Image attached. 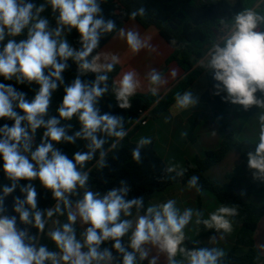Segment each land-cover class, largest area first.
<instances>
[{
	"label": "clouds",
	"instance_id": "9594fccd",
	"mask_svg": "<svg viewBox=\"0 0 264 264\" xmlns=\"http://www.w3.org/2000/svg\"><path fill=\"white\" fill-rule=\"evenodd\" d=\"M47 5L56 14L55 27L41 15L46 9L44 3L0 0V77L21 85H38L29 100L12 84L0 83V119L13 121L0 126V160L9 181L0 187V264H116L117 254L122 258L121 264H141L144 260L158 264L159 257L151 255L146 245L165 253L167 264H225L226 253L221 248L189 250L182 246L184 229L195 216L197 224L211 228L214 222L218 230L229 232L231 222L226 217L238 214L235 206H222L210 219H202L203 214L192 208L181 212L173 199L145 207L143 196L129 198L132 188L126 180L104 193L90 189L89 173L83 171L87 162L98 153L97 168L107 167L104 145L114 138L115 148L116 141L127 136L124 117L101 114L98 106L109 91L108 74L119 63V57L96 50L101 38L115 31L117 25L105 18L101 0H47ZM145 14L146 9L140 7L130 13V19ZM220 23L222 32L212 43L206 63L202 61V67L216 81L214 94L226 93L222 97L225 102L240 105L245 111L252 106L264 108V14L255 7L244 8L232 16L231 22L221 19ZM73 29L79 34V48L67 39ZM20 36L25 38L16 39ZM119 36L134 53L145 48L156 50L137 29L121 28ZM69 61L76 64L77 75L66 83L63 73L69 68ZM89 73L95 74L94 80L81 78ZM170 74L175 78L177 69H171ZM146 78L154 96L167 83L155 68ZM60 87L64 92L62 101L57 115L50 116L53 94ZM138 87L134 71L122 74L114 87L121 109L131 107L130 98ZM175 104L182 110L192 109L198 98L190 90L178 92ZM74 117L80 127L70 135L72 124L62 122ZM260 120L259 142L254 151L247 152V164L253 178L264 182V115ZM39 129H43L41 140L34 147ZM77 140L85 142L86 151H76L72 158L57 147L62 143L75 144ZM149 144L150 138H140L132 149V159L140 163L141 149ZM183 175V170L176 173ZM34 181L51 192L55 202L52 206L38 207ZM187 184L200 191L198 176H191ZM17 188L21 195L13 197L15 215H8L5 199ZM54 216L66 217V222L57 220V226L47 232L55 251L39 243V235ZM18 221L36 229V234L19 228ZM77 222L84 226L79 237ZM126 236L127 246L123 242ZM215 239L212 236L209 240ZM105 242H111V247H103Z\"/></svg>",
	"mask_w": 264,
	"mask_h": 264
},
{
	"label": "trees",
	"instance_id": "16d2710c",
	"mask_svg": "<svg viewBox=\"0 0 264 264\" xmlns=\"http://www.w3.org/2000/svg\"><path fill=\"white\" fill-rule=\"evenodd\" d=\"M33 3L39 5L44 3L46 9L41 15L48 18L51 27L56 26L55 16L51 7L47 5V0H32ZM101 7L104 10L106 19H112L117 25V29L112 33L106 34L101 38L100 46L97 52L123 27L124 24L131 21L130 13L144 7L146 14L137 16L135 21L140 25L144 34L142 39H150L153 35L161 36L172 48L173 52L166 60V65L174 62L184 72V76L164 95H152L150 88L152 85L143 81L137 74L136 79L139 81V87L136 94L130 98L131 107L121 109L115 99L114 87L118 85L119 79L125 72L131 69L125 64V61L134 52L129 50L119 59L114 70L109 73V91L100 100L99 107L101 114L111 113L124 117V128L127 131V136L116 141V147H112L114 138H109L108 143L104 145L107 151V167L99 169L96 162L97 157L87 162L83 171L89 173V187L93 191L101 193L107 190L118 187L121 180H126L131 186L132 191L129 198L143 196L145 207H147L149 198L156 192L164 191L173 185L186 186L188 179L196 175L199 177L200 191L210 193L218 203L237 208L238 214L234 217H229L231 220L238 219L241 226L237 231L234 245L231 251L226 254L225 264H260V254L254 246V233L258 223L264 217V205L256 206L253 203L245 201L242 194L234 191V177L232 174L226 176V182L221 183L217 180L208 178L205 174L212 167L223 161L225 156L232 151H236L241 159H247V152L254 151L255 145L258 142L251 143L248 141H238L233 131L228 128L224 122V117L215 115L219 121V131L221 140L214 150L206 151L202 157L196 158L192 163L186 162L183 176H176L179 171H168L161 157L156 152L153 144H149L141 149V162L137 163L132 159V149L137 143L132 141V136L138 128V119L141 111H148V119H156L164 114L175 103L176 94L183 93L198 79V77L206 70L202 67V61L206 63V56L212 46L214 40L222 32L221 19L231 22L234 14L244 8L255 7L257 11L264 14V0H101ZM24 36L16 37L23 39ZM67 39L76 48H79V34L73 29L67 34ZM174 42V43H173ZM69 68L63 73L65 82L70 83L77 75V66L69 61ZM84 80L92 81L95 79L94 73H89L81 77ZM0 83L12 84L18 91L27 94V99L31 100L35 92L38 90V85H21L13 81H5L0 77ZM64 92L63 87H60L52 97V102L49 108V115H57V107L62 101ZM19 111V110H17ZM211 114L200 110L192 109L188 112L187 123L188 132L187 140L194 143L196 140V128L201 121ZM5 123L11 125L13 121L0 119V126ZM72 129L69 134H73L79 130V122L74 117L69 122ZM43 129L37 130L34 147L41 140ZM65 154L72 158L76 151H86L85 142L77 140L75 144L62 143L57 145ZM2 160H0V187L8 184L5 174L2 170ZM27 181H21L25 184ZM38 193V207L45 209L52 206L55 202L52 200L51 192L45 190L38 181L33 182ZM260 188H256L259 190ZM20 190L17 188L10 196L5 199L6 214L15 215L13 212V197L20 196ZM60 223L66 222L65 216H54L45 228V232L39 235V243L45 244L50 250L55 251V244L48 238L47 232L57 226L56 221ZM199 229L202 234L214 233L215 227H206L203 223L199 224ZM18 227L27 228L30 234H36L37 230L31 226L20 224ZM77 235L83 229L76 224ZM206 231V232H205ZM125 246L128 243V237H124ZM182 246L191 250L198 248L197 244H192L184 239ZM103 247H111V242H105ZM243 249L241 253L239 250ZM115 254V253H114ZM121 257L117 254L116 264H121Z\"/></svg>",
	"mask_w": 264,
	"mask_h": 264
},
{
	"label": "crops",
	"instance_id": "0c3cea01",
	"mask_svg": "<svg viewBox=\"0 0 264 264\" xmlns=\"http://www.w3.org/2000/svg\"><path fill=\"white\" fill-rule=\"evenodd\" d=\"M124 29H137L140 34L141 38L143 37L144 30L143 28L138 25L135 21L131 20L123 25ZM146 40V39H145ZM150 44L155 46V51H151L148 48L142 49L139 53L132 54L126 61L125 64L134 71L143 81L149 83L146 78V74L152 69L155 68L159 71L164 78H166L167 83L160 87L158 95L166 94L183 76L184 72L182 69L174 62H171L166 65V60L170 57L173 50L170 45L159 35H153L150 39L146 40ZM129 46L126 43V40L119 36V31L98 51L103 53H114L116 54L119 59L129 50ZM177 69V75L175 78L171 76V69ZM208 71H204L198 79L190 86L188 90H190L194 97L198 98V104L193 107L192 109L200 110L205 113L211 114L205 117L201 123L196 128L197 131L201 129L203 123L209 121L211 119L216 120V122H212L211 130V138L210 141L206 144H199L197 138L201 136L200 132L197 134L196 140L194 143L188 142L187 140V132H188V123L187 117L188 112L192 109H179L176 107L174 103L167 112L158 116L156 119H147L145 125H140L138 123V127L147 128L149 130L151 143L153 144L156 150V140L158 135V130L161 128L159 123L164 122L167 124L165 129H163V133L165 135V140L162 143V155L160 156L162 161L164 162L165 166L168 169H173V171H180L184 168L185 163L189 162L192 163L196 158L200 157L201 153L204 154L206 151H211L217 148L220 140H221V133L219 131V121L215 115L222 116L219 111L215 107H211L212 104H215L217 99H221L226 93H221L220 95H215L213 89L209 84L204 87L203 80L208 77ZM215 114V115H214ZM224 120V119H223ZM212 121V120H211ZM225 124V121H223ZM226 125V124H225ZM230 128L235 136L234 129L231 125H226ZM213 131V132H212ZM135 133V132H134ZM186 133V135H184ZM134 135V134H133ZM133 137V136H132ZM176 137V141H174ZM230 152L225 156L228 157ZM231 155V154H230ZM234 159L235 164L242 165L247 163V159H241L239 154L237 156H232ZM223 159V160H224ZM215 180V179H214ZM236 179L234 177V189L236 186ZM240 194H244L240 192ZM169 199H173L176 201V204H180V208L184 210L186 205L193 204L196 205V210L201 211L202 209V199H203V191H197L196 188H190L188 185H173L164 191L156 192L152 194L149 198L148 204H159L166 202ZM245 199V197H244ZM248 203H252L250 200H246ZM215 205L214 211L224 206L222 204H213ZM230 220L231 225H233V229L235 233L241 226V222L238 219L231 220L229 217H226ZM213 227L217 229V226L213 223ZM264 225V217L258 223L257 229L254 233V246L258 250L259 245L264 243V239H258L257 234L259 232L260 227ZM234 242V241H233ZM232 242V243H233ZM158 247L153 246L152 250H157ZM161 261H166V254L160 252Z\"/></svg>",
	"mask_w": 264,
	"mask_h": 264
},
{
	"label": "rangeland",
	"instance_id": "374dc122",
	"mask_svg": "<svg viewBox=\"0 0 264 264\" xmlns=\"http://www.w3.org/2000/svg\"><path fill=\"white\" fill-rule=\"evenodd\" d=\"M214 81L212 73H209L208 77L203 80L204 87L208 84L214 89ZM258 98H261L262 94L260 92L256 93ZM211 107H215L219 113L224 117L225 124L231 125L235 132V138L238 141H248L251 143L259 142L260 132H261V120L260 116L264 115V108H258L257 106H252L250 109L245 111L242 106L234 105L230 102H225L222 98L217 99L215 104H212ZM212 120V121H211ZM203 123L200 131L198 130L197 134H201L200 138L198 137L197 140L199 144L203 145L210 141L211 138V130L212 122H216V120L211 119ZM160 129L158 130L157 140H156V152L158 155H162V143L165 140V135L163 133V129L167 126L166 123L161 122L159 123ZM213 132V131H212ZM151 134V133H150ZM149 130L147 128L138 127L132 137V141L134 143H138L140 138L148 137L150 138ZM196 134V136H197ZM187 137V136H186ZM151 139V138H150ZM176 137L174 139L176 141ZM189 142V141H188ZM231 154V155H230ZM228 157L224 159L218 165L212 167L206 172V176L210 179H215L218 182L225 183L226 176L228 174H232L233 177L236 179V186L234 191L237 193L242 192L246 200H250L256 206H263L264 205V182L255 180L253 178L252 170L248 168V164L244 163L242 165L235 164L234 159L232 156H237L238 153L236 151L230 152ZM202 157L203 154H200ZM181 171V170H180ZM256 188H260L256 190ZM219 203L216 199L208 192L203 191V199H202V209L201 213L203 214L202 219H210V215L214 213L215 205ZM176 206L180 208V204H176ZM186 208H192L196 210V205L188 204ZM185 208V209H186ZM214 223V222H213ZM79 226L83 229L84 226L78 222ZM199 224L196 223V217L193 216L192 221L189 225L186 226L184 229L185 237L184 239L188 240L192 244H197L200 247H218L225 251L228 254L231 251L232 246L234 245L235 238L237 232L233 229V225H231V231L225 232L222 229L214 233H205L202 234L199 229ZM213 226V225H212ZM206 232V231H205ZM216 236L217 239L210 241V237ZM258 239H264V225H262L259 229L257 234ZM233 242V243H232ZM185 242L183 241V244ZM261 245H264L261 244ZM259 245L258 252L260 254L259 263L264 264V247ZM150 249L151 255H157L159 257L158 264H167L166 261H161L160 256V249L152 250V245H146ZM243 249L239 250L241 253ZM151 258V256L149 257ZM178 259L181 257L178 255ZM141 264H148V260H144Z\"/></svg>",
	"mask_w": 264,
	"mask_h": 264
},
{
	"label": "built area",
	"instance_id": "2783aa9c",
	"mask_svg": "<svg viewBox=\"0 0 264 264\" xmlns=\"http://www.w3.org/2000/svg\"><path fill=\"white\" fill-rule=\"evenodd\" d=\"M148 111L146 110V111H141L140 112V117H139V119H138V123L140 124V125H145L146 124V121H147V119H148Z\"/></svg>",
	"mask_w": 264,
	"mask_h": 264
}]
</instances>
